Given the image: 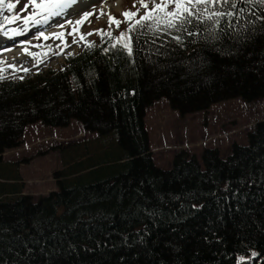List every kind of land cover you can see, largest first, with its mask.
I'll list each match as a JSON object with an SVG mask.
<instances>
[{
	"label": "trees",
	"instance_id": "1",
	"mask_svg": "<svg viewBox=\"0 0 264 264\" xmlns=\"http://www.w3.org/2000/svg\"><path fill=\"white\" fill-rule=\"evenodd\" d=\"M239 7L235 30L243 31L248 9L259 16L260 7ZM262 22L239 43L215 46L198 29L182 35L183 45L133 32L131 55L104 35L61 69L27 79L0 73V163L38 121L116 132L120 149L101 165L55 171L59 189L37 200L23 193L19 172L16 182L1 179L0 264H237L253 251L264 264V119L228 156L215 147L202 159L180 151L170 169L156 165L145 124L162 97L182 115L233 97L264 99Z\"/></svg>",
	"mask_w": 264,
	"mask_h": 264
},
{
	"label": "rangeland",
	"instance_id": "2",
	"mask_svg": "<svg viewBox=\"0 0 264 264\" xmlns=\"http://www.w3.org/2000/svg\"><path fill=\"white\" fill-rule=\"evenodd\" d=\"M104 2L118 5L111 13L102 12L100 7ZM141 2L142 0H89L79 10L69 11L72 13L71 17L68 15L63 20L55 17V20L49 21L50 25L36 26L30 20L33 10L31 0H5V5L13 3L15 7L12 11L7 7H0V47L9 44L15 47L20 40L27 38L31 40V44L23 56L11 59L0 55V73L27 79L61 69L66 58L79 54L86 43H98L109 33L119 38L120 33L127 31L129 27L128 23L123 22V13L131 11L143 14L145 9L141 7ZM143 2L151 8L158 0ZM85 12L90 15L82 24H77L76 21L81 20ZM4 16L15 19L9 24L4 22ZM110 16L122 21L119 28L115 24L110 26ZM58 22L67 24V27L59 31ZM25 28L28 29L27 34L20 37ZM40 32L45 35L50 33L49 38H38ZM53 33L61 34L63 39H56ZM261 119H264L263 98L246 101L241 97H233L213 103L207 110L182 115L171 107L167 97H162L147 108L145 124L156 165L170 169L175 155L180 151L195 154L202 159L205 148L215 147L221 152V156H228L235 141L248 143V132ZM117 138L116 132L101 135L87 131L77 119H72L65 127L46 126L40 121L31 123L25 129L21 144L4 152L0 163V181L5 178L7 183L16 182L13 178L19 172L24 183L23 193L30 194L37 200L40 196L59 189L55 171L71 166L68 171L75 172L93 164L101 165L105 160L116 157L120 153ZM88 178L90 176H85V179ZM260 261L261 256L253 251L249 255L240 256L239 264H260Z\"/></svg>",
	"mask_w": 264,
	"mask_h": 264
},
{
	"label": "snow or ice",
	"instance_id": "3",
	"mask_svg": "<svg viewBox=\"0 0 264 264\" xmlns=\"http://www.w3.org/2000/svg\"><path fill=\"white\" fill-rule=\"evenodd\" d=\"M76 3L77 0H31L33 9L30 16L31 23L33 25H49V21L55 17L71 15L72 13L67 10ZM238 4L258 5L260 7L259 16H256L252 8L248 9L253 15L247 18L246 25H241L243 31L235 30L236 23L245 14V8H238ZM0 7H7L9 11H12L15 5L13 3L5 5V0H0ZM141 7L145 9L143 14L131 11L123 13L125 17L123 22L128 23L129 27L127 31L120 33L116 43H113L111 47H116L119 44L122 48L127 49L129 55H131V33L137 31L142 35H147L148 32H152L154 35L167 34L178 45H183L182 35L186 33L188 36H195L197 35L196 29L201 33L208 32V35L204 36L203 40L212 46L222 43L225 39L239 43L242 39H246L249 34L255 33L257 20L264 21V0H158V2H154L151 8L142 0ZM225 8L230 10L224 11L223 9ZM89 15L88 12H85L83 18L76 21V23L82 24ZM137 16H139L138 19L136 18ZM232 18H235V23ZM14 19L15 17L9 16H4L3 18L4 22L9 24ZM109 22L110 26L115 24L117 28L122 23V21L116 20L111 16L109 17ZM222 22H225L226 26L220 28L219 25ZM69 23L71 24L72 21H69ZM205 24L207 28L200 27V25ZM60 27H63V23H60ZM229 29H232V31H229ZM260 29L264 30V22L260 24ZM100 31L101 35H103L102 30ZM173 33H177V35H173ZM14 34L15 32L13 31L12 35ZM52 35L56 39H63L61 34L53 33ZM108 35L111 38V34L109 33ZM41 37L44 39L49 38L44 32H40L38 38ZM81 39H83V34H81ZM195 42V40L188 41L189 44ZM156 53L163 55L160 48L156 49ZM24 71H27V69H24ZM198 207H202V205L192 204L193 209Z\"/></svg>",
	"mask_w": 264,
	"mask_h": 264
},
{
	"label": "bare ground",
	"instance_id": "4",
	"mask_svg": "<svg viewBox=\"0 0 264 264\" xmlns=\"http://www.w3.org/2000/svg\"><path fill=\"white\" fill-rule=\"evenodd\" d=\"M89 0H77V3L76 4H73L71 8H69L67 11H71V10H79V7H81V5H83L85 2H87ZM118 4H111L109 2H104L102 3L101 5V10L102 12H108V13H111L113 10H114V7L117 6ZM73 12V11H71ZM76 12V11H75ZM68 15L66 16H61V17H57V20H63L64 18H66ZM71 17V15L69 16ZM53 20H55L53 18ZM50 23V22H49ZM50 25V24H49ZM37 26V25H36ZM41 26V25H39ZM58 30H62L64 28L67 27V24L63 25V27H60V25L58 26ZM28 32V29H24L22 32H21V35L20 37H22V35H26ZM49 34H47V36H49ZM18 37V36H17ZM18 37V38H20ZM31 44V40L29 38L27 39H22L20 40V42H18L17 46L13 47L12 45H6V46H3V47H0V55H4V56H7L6 58H11V59H14L18 56H23L24 53L27 51V47H29ZM26 49V50H25ZM16 60V59H15ZM245 259V258H243ZM247 259V258H246Z\"/></svg>",
	"mask_w": 264,
	"mask_h": 264
},
{
	"label": "water",
	"instance_id": "5",
	"mask_svg": "<svg viewBox=\"0 0 264 264\" xmlns=\"http://www.w3.org/2000/svg\"><path fill=\"white\" fill-rule=\"evenodd\" d=\"M258 254V253H257ZM259 255V254H258ZM239 264V263H238Z\"/></svg>",
	"mask_w": 264,
	"mask_h": 264
}]
</instances>
